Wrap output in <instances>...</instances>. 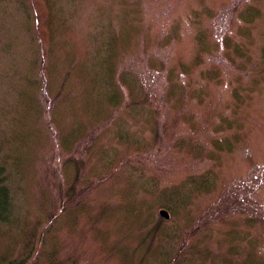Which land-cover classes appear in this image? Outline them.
I'll return each instance as SVG.
<instances>
[{
  "label": "rangeland",
  "instance_id": "obj_1",
  "mask_svg": "<svg viewBox=\"0 0 264 264\" xmlns=\"http://www.w3.org/2000/svg\"><path fill=\"white\" fill-rule=\"evenodd\" d=\"M0 264H264V0H0Z\"/></svg>",
  "mask_w": 264,
  "mask_h": 264
},
{
  "label": "water",
  "instance_id": "obj_2",
  "mask_svg": "<svg viewBox=\"0 0 264 264\" xmlns=\"http://www.w3.org/2000/svg\"><path fill=\"white\" fill-rule=\"evenodd\" d=\"M159 215L162 216L164 219H167L169 216L166 211L164 212V210H160Z\"/></svg>",
  "mask_w": 264,
  "mask_h": 264
}]
</instances>
